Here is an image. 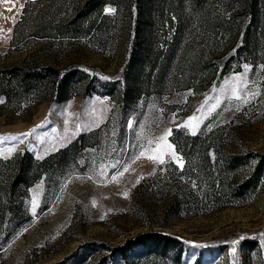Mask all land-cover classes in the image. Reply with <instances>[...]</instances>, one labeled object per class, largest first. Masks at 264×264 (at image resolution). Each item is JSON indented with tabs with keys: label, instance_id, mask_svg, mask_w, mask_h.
I'll return each instance as SVG.
<instances>
[{
	"label": "rangeland",
	"instance_id": "1",
	"mask_svg": "<svg viewBox=\"0 0 264 264\" xmlns=\"http://www.w3.org/2000/svg\"><path fill=\"white\" fill-rule=\"evenodd\" d=\"M28 1L0 0V67L55 64L87 75L64 101L48 97L18 106L0 98V168L25 150L42 162L80 135L89 137L69 164L42 173L29 187L22 211L30 223L10 226L11 214L7 217L0 227V264H101L104 256V264H264V168L246 204L168 213L178 188L184 191L180 180L191 182L181 177L187 160L172 140L176 129L203 139L219 129L226 150L252 153L251 163L234 175L240 180L264 157V41L248 61L238 52L248 17L235 34L219 31L214 42L197 24L184 27L158 85L159 69L145 66L140 78L137 64L129 68L138 22L134 0L106 7V24L114 28L102 43L81 39L58 46L41 39L10 49ZM32 1L33 20L56 3ZM215 7L228 18L237 10L233 0ZM162 28L158 44L175 30L168 24L165 35ZM147 36L144 24L142 47ZM201 48L208 50L206 62L195 57ZM164 59L160 55L157 63ZM88 82L95 88L90 93ZM141 82L144 90L137 93ZM150 232L180 239L182 260H162L137 248L125 261L110 251ZM103 244L109 249H98Z\"/></svg>",
	"mask_w": 264,
	"mask_h": 264
},
{
	"label": "trees",
	"instance_id": "2",
	"mask_svg": "<svg viewBox=\"0 0 264 264\" xmlns=\"http://www.w3.org/2000/svg\"><path fill=\"white\" fill-rule=\"evenodd\" d=\"M123 1L56 0L54 5L40 9V15L33 20L28 18L29 7L34 2L30 0L15 26L10 49L12 46L15 48L26 46L34 40L41 41V39L49 40L58 46L81 39L102 43L114 28L106 24L109 15L104 14V11L108 5L121 7ZM218 1L223 0H134L135 8L138 9V22L129 68H133L134 63L137 64L136 73L140 78L146 75L145 66L151 65V71L159 69L157 71L159 85L160 82L165 81V69L174 56L175 46L182 36L184 27L197 24L206 36L212 34L208 39L214 42L219 31L225 34L232 31L235 34L246 16L248 24L242 34L238 52L247 61L250 55L258 54L259 44L264 41V0H233L237 4V10L229 18L215 10ZM184 6L186 7L183 8ZM144 24L148 33L146 38L148 45L142 47L140 38ZM168 24L175 30L171 31L170 37L166 36L168 38L158 44L157 31L163 27L165 35H169V30H166ZM207 53L206 48H201L195 57L199 61L206 62ZM160 55L165 56L162 64L157 63ZM152 57L156 62L148 61ZM157 64L161 66L156 67ZM86 75L77 67L65 68L55 64L0 67V98L14 102L18 106L32 101H42L48 97L64 101L72 97L76 84L86 79ZM149 76L151 77V73ZM141 83L142 85L135 87L137 93L144 90V83ZM92 89H95L93 83L88 82L86 92L90 93ZM107 91L109 95L113 93L112 88H108ZM222 135L223 132H219V129L212 131L204 139L201 135H192L178 129L174 131L172 140L187 160L185 168L180 171L181 177L192 183L195 180L196 188L190 187L191 182L183 185L180 180L179 185L184 187V191L178 188L179 198L171 203L168 213L181 214L187 210H202L204 206L211 204L214 207L246 204L257 190L263 175L264 157L257 163L256 170L251 176L241 180L236 178L234 176L236 171L251 163L252 153H235L226 150L224 145L228 142ZM88 137L87 134L80 135L57 154L46 157L42 162L31 151L25 150L5 163L7 167L0 168V227L10 214V226L14 224L19 227L31 222V217L27 215L24 217L22 211L24 196H29V187L40 178L42 173L58 170L69 164L78 153L81 143L86 142ZM189 166H191L190 171L187 172ZM177 169L179 168L175 166V171ZM167 173L169 174V169ZM97 245L98 243H92L89 246ZM103 245L98 249L110 247ZM137 248H144L148 253L162 260L173 258L179 262L183 257L182 241L160 232L139 234L134 239H128L125 245L113 247L110 251L120 252L121 258L127 261L129 252ZM106 260L107 256L102 257L101 264Z\"/></svg>",
	"mask_w": 264,
	"mask_h": 264
}]
</instances>
